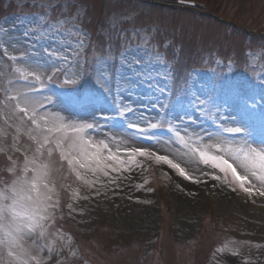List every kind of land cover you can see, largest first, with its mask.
Returning a JSON list of instances; mask_svg holds the SVG:
<instances>
[{
    "label": "rangeland",
    "instance_id": "1",
    "mask_svg": "<svg viewBox=\"0 0 264 264\" xmlns=\"http://www.w3.org/2000/svg\"><path fill=\"white\" fill-rule=\"evenodd\" d=\"M183 1L194 4L0 0V191L31 181L34 169L46 174L30 194L48 191L54 203L36 210L53 226L45 233L42 220L20 240L32 255L45 246L43 264L63 255V264H213L219 254L232 256L220 264H264V195L235 159L249 165V149L226 150L228 140L264 136V0ZM56 99L75 114L89 108L93 119L65 112L54 120ZM136 107L150 117L128 119ZM118 127L138 144L115 146ZM234 127L246 136L228 131ZM157 137L210 173L217 193L186 207L179 195L194 170L150 148ZM125 156L141 171L130 196L109 186ZM0 264H16L3 245Z\"/></svg>",
    "mask_w": 264,
    "mask_h": 264
},
{
    "label": "snow or ice",
    "instance_id": "2",
    "mask_svg": "<svg viewBox=\"0 0 264 264\" xmlns=\"http://www.w3.org/2000/svg\"><path fill=\"white\" fill-rule=\"evenodd\" d=\"M103 90V89H102ZM167 98V91H164L160 94V98L158 103L163 105L164 100ZM119 112V110H116ZM121 118H123L125 113L119 114ZM132 115H135V109L132 110ZM232 120L233 118L228 117ZM101 119L107 121L109 117L102 116ZM92 128V124L84 125L83 127L77 129V132H82L83 128ZM129 128H134V124L127 125ZM155 127V125H153ZM231 133L245 134V129L242 127H234L228 129ZM75 146V144H74ZM106 147V145H105ZM136 151L140 152L141 155L144 154V151L141 149H137ZM204 155V153H201ZM112 159H116V157H112ZM158 159H166L165 157H158ZM213 160L221 159L218 157H212ZM245 161L250 162L252 166L255 168L258 166L261 171V175L259 179L264 182V150L257 151L255 148H250L248 152L245 154ZM207 163V161H205ZM72 163V161H69ZM224 164H227V161H223ZM81 167H85V165L81 164ZM108 168H111V165H107ZM231 167V165H228ZM28 171L27 165L25 166V172ZM36 171V175L33 176L30 181L27 176L18 179L11 187V189H5L4 191H0V229L4 230V237L0 238V245H3L7 248V256L12 258L16 264H30V262H35V264H43V258L38 256V252L43 250L44 245H37V255H32V250L26 249L21 243V236L26 231L28 234L32 232H37L43 228V224L40 223L42 220H46L45 216H39L37 213V208L41 204H51L54 203L51 199V196L48 194V191H45L43 194L37 192V196L33 198L30 194L33 190L36 189L37 181L43 182L46 179V174H42L38 169H34ZM92 171H100L103 172L104 176L108 175L107 171H104L103 168H95ZM113 171H119V169H113ZM183 171V170H181ZM235 174V169H232ZM255 175V173H253ZM190 178V177H189ZM237 179L240 181H244L247 177H242L237 175ZM243 187V183L241 184ZM45 189H47V185H45ZM246 192L251 193V188H246ZM260 195H264V192H260ZM50 218V217H49ZM54 252L53 249H49V254L52 255ZM226 260H231L230 257H226Z\"/></svg>",
    "mask_w": 264,
    "mask_h": 264
},
{
    "label": "bare ground",
    "instance_id": "3",
    "mask_svg": "<svg viewBox=\"0 0 264 264\" xmlns=\"http://www.w3.org/2000/svg\"><path fill=\"white\" fill-rule=\"evenodd\" d=\"M52 105L54 106V107L52 106L53 108H51L53 109V112H50V113L53 114L54 117H56L54 120L59 119V118H64L65 112L70 113L71 117H78L79 119H83V120H92L94 116L91 110H89V108L82 109L79 114L72 113L71 110H69V108L65 105V103H63V101L60 99L54 100ZM129 117L130 119H132V121H144L148 119L150 115L143 114L140 111L139 107H136L135 115L131 114L130 116H128V119ZM123 130L124 128L123 129L120 127L117 128L116 131H118L120 137L119 136L117 137V142L115 143V146L121 145L124 142L130 143L132 145L138 144L135 137H132L130 135L126 136L130 138L127 140V138L125 137L127 133ZM197 132L199 131L197 130ZM205 134L206 136H210L211 138L216 136V133L213 130H206ZM243 138L236 139V140H228V142H226V150L227 151L229 150L230 152L234 144L235 146L243 147L244 150H247L250 148H255L257 151L264 150V136L263 135L258 136L254 134V135H248ZM155 139H154V142L150 144L152 146L150 145L148 146L150 148H153L158 154L169 152L171 153L170 155H173L176 153V151L170 148L166 138L157 137V139L156 140ZM173 156L179 158V160H181L190 171L194 170V168L192 167L193 165L190 163L189 161L190 158L188 156H185V154H183L184 157L178 156V155H173ZM240 156L241 155H238L237 157H235L237 162L240 161L237 167L239 169L240 168L249 169L248 170L249 172L248 171L247 172L250 173V175L252 176L250 177L249 185L254 188L253 190L254 192H257L256 194H259V192H264V182H262L259 179V176L261 175V171L259 170L258 162L256 166V168L258 169L257 170V169L252 168L253 166L251 163L249 165L248 163H243L242 158ZM121 158L123 161L121 165L124 166V168L121 170L122 172L113 179V181L110 183L109 186H113V188L115 190L117 189V191H122L123 195L125 196H130L136 191V187L139 184L138 181L141 178V174H140L141 171L139 172L135 171V167L133 166V164L135 163L134 158L129 157V156H125V159L124 157H121ZM251 168L257 172L255 173L253 170H251ZM192 172L194 174L191 176L188 184L185 187H183L181 194L179 195L180 200L182 201L184 205H186V207H188L187 205L194 206L195 205L194 201L197 200V198L200 197V195L202 196L205 193L214 195L215 193H217V189H218L217 181L210 173L203 171V170H196V169ZM253 173H255V175H253ZM226 257L228 256L219 254L218 256L215 257L213 264H220L223 261H228L225 259Z\"/></svg>",
    "mask_w": 264,
    "mask_h": 264
}]
</instances>
